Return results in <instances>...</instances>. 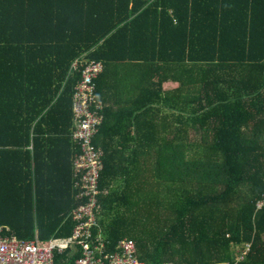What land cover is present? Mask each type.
Returning a JSON list of instances; mask_svg holds the SVG:
<instances>
[{
    "label": "trees",
    "instance_id": "obj_1",
    "mask_svg": "<svg viewBox=\"0 0 264 264\" xmlns=\"http://www.w3.org/2000/svg\"><path fill=\"white\" fill-rule=\"evenodd\" d=\"M82 59L104 66L103 104L106 81L128 80L121 66L159 78L160 95L146 86L138 106L105 108L94 138L104 164L95 214L110 248L132 239L144 264H220L250 244L239 264H264V0H0L3 235L48 243L73 232ZM188 131L190 145L171 140Z\"/></svg>",
    "mask_w": 264,
    "mask_h": 264
},
{
    "label": "built area",
    "instance_id": "obj_2",
    "mask_svg": "<svg viewBox=\"0 0 264 264\" xmlns=\"http://www.w3.org/2000/svg\"><path fill=\"white\" fill-rule=\"evenodd\" d=\"M73 72H80L73 99L75 130L73 139L80 151L74 157L75 188L77 198L83 200L73 211L75 227L66 238H52L43 243L38 237L23 240L16 235H3L0 228V264H57V254L70 251L79 257L68 264H144L137 259L136 245L132 239H122L113 249L96 218L100 194L99 181L103 170V151L94 144V138L104 121L105 105L96 98V81L104 71L100 62L82 59L76 62ZM264 209V195L256 210ZM243 248V249H242ZM251 245L241 247L235 263L244 261Z\"/></svg>",
    "mask_w": 264,
    "mask_h": 264
},
{
    "label": "crops",
    "instance_id": "obj_3",
    "mask_svg": "<svg viewBox=\"0 0 264 264\" xmlns=\"http://www.w3.org/2000/svg\"><path fill=\"white\" fill-rule=\"evenodd\" d=\"M122 67V66H121ZM120 69L124 70L125 69V82L121 80L122 86L118 89H112L111 86H114L113 82H107L106 84L102 85V98L105 100V108L110 109V110H117L118 108H123L124 106H129V107H134L135 105H139V101L142 99L140 96H145V87L149 86L152 88L153 92L158 91V95H160L159 92V87L156 88V84L159 81V78L156 76L152 80H150V75H147L144 77L143 73H140L136 67H132L133 70L131 73H129V70L126 68H121ZM113 74H118L117 72H114ZM112 74V76H113ZM124 75V74H123ZM155 75V74H154ZM124 78V77H122ZM115 80L114 77H110L109 81ZM178 88L177 83L173 82H166L163 83V91H174L175 89ZM155 99V98H153ZM151 107H160V104H155L151 105ZM154 108V113H153V118L156 123L161 122L159 116L156 113V109ZM132 109V108H131ZM168 113H171L170 111ZM185 121H180L178 126L182 125L184 131L186 129L187 124L183 123ZM176 121L172 119L171 116H169L166 125H168V128H173L174 125H176ZM187 130V129H186ZM189 130V129H188ZM153 133V142H149L151 147L156 148L159 147V143H161V138L164 137L161 135V133L156 132L154 130H151ZM191 131V130H190ZM185 133V132H184ZM188 131V135L185 134V136H182L181 139H171L172 141H184L187 144L190 145V141L195 140V135H191V133ZM172 137H175L172 135ZM180 138V136H179ZM117 147V144L114 145V148ZM134 147V142L133 143H126L122 142L119 148H133ZM121 159H125V153L121 155Z\"/></svg>",
    "mask_w": 264,
    "mask_h": 264
}]
</instances>
